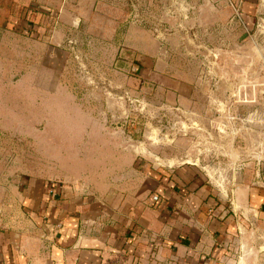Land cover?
<instances>
[{"label": "rangeland", "instance_id": "rangeland-1", "mask_svg": "<svg viewBox=\"0 0 264 264\" xmlns=\"http://www.w3.org/2000/svg\"><path fill=\"white\" fill-rule=\"evenodd\" d=\"M133 167L264 195V0H0V218Z\"/></svg>", "mask_w": 264, "mask_h": 264}, {"label": "crops", "instance_id": "crops-1", "mask_svg": "<svg viewBox=\"0 0 264 264\" xmlns=\"http://www.w3.org/2000/svg\"><path fill=\"white\" fill-rule=\"evenodd\" d=\"M53 177H22L0 264H264V195L250 187L222 194L197 173L142 184L133 167L96 196Z\"/></svg>", "mask_w": 264, "mask_h": 264}, {"label": "built area", "instance_id": "built-area-1", "mask_svg": "<svg viewBox=\"0 0 264 264\" xmlns=\"http://www.w3.org/2000/svg\"><path fill=\"white\" fill-rule=\"evenodd\" d=\"M153 200H157V197L156 196H153Z\"/></svg>", "mask_w": 264, "mask_h": 264}]
</instances>
